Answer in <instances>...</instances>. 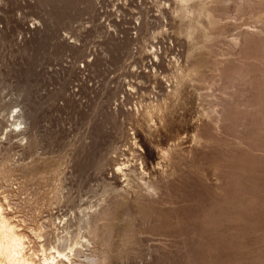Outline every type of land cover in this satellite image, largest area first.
<instances>
[{"label": "rangeland", "instance_id": "obj_1", "mask_svg": "<svg viewBox=\"0 0 264 264\" xmlns=\"http://www.w3.org/2000/svg\"><path fill=\"white\" fill-rule=\"evenodd\" d=\"M171 6L0 0V153L15 168L0 192L11 193L28 225L91 202L110 207L111 218L99 220L111 225L110 245L98 244L106 264H264V37L228 45L248 29L264 31V2L231 8L225 35L209 41L224 71L207 68L205 79L183 83L176 62L189 70L209 53L202 36L180 33ZM26 102L35 150L12 127ZM37 159L38 176L17 167Z\"/></svg>", "mask_w": 264, "mask_h": 264}, {"label": "bare ground", "instance_id": "obj_2", "mask_svg": "<svg viewBox=\"0 0 264 264\" xmlns=\"http://www.w3.org/2000/svg\"><path fill=\"white\" fill-rule=\"evenodd\" d=\"M174 2L177 5L176 8L172 7V3V6L170 8H173V14L176 17L180 18V33H185L191 39H195L197 35L202 36L204 42L203 48H207L209 53V57L207 56L199 59L196 66L189 70H184L181 66L182 64L180 65L181 62L177 61L179 58H176V64H178L179 70L177 73V78L179 83H183V81H185L186 79L197 76L205 79L207 68L211 69L210 71L215 76L221 74L225 70L226 60L215 57V49L211 44H209V41H213L218 37H222L225 35L227 27L224 28L225 25L223 24V19L226 18V14L230 12L231 8L237 14L252 9L255 5L263 3L264 0H174ZM162 11L163 10H161V12ZM163 14L165 15L166 13L164 12ZM205 20H208V25L205 24L207 23L205 22ZM219 27L221 30L219 29L220 31H217L216 29ZM163 31L164 28L162 30L156 31L154 33L155 38L159 33H163ZM259 34H263L264 37V31L248 29L242 33H239L229 40V49L235 50L242 43L243 38H251ZM153 50L155 58H160V52L157 46H154ZM212 56H214L215 58ZM176 90H178V87ZM27 95L28 90L26 89L20 94V96H24L25 98L27 97ZM16 103L18 104V102ZM26 106L27 102L25 106L20 109L19 113H13L14 115L12 114L14 120L12 122L14 126L12 125V127H15L16 125V127L19 128L18 131H20L22 138L27 140L26 145L31 150H35L39 145V141L34 136L35 131L33 132V126H35L32 121L34 120L33 114L32 112H30V109H27L28 107ZM152 110L153 109L147 111L148 118H150L154 113ZM3 121V119H0V126ZM15 130L16 129L7 131L5 135L8 137ZM3 132L4 131H2V133ZM1 143L2 142H0V144ZM2 157L3 156H1L0 153V181L8 179H10L11 181L12 178L10 177L13 176L12 173L15 171V168L9 165V163L5 161V159H3L4 157ZM41 165L42 164H40V160L37 159L31 163H20L17 167H19L20 170L24 171L27 177H35L43 172ZM142 168L144 167L142 166ZM122 169V167H119V170ZM54 171L56 173L59 171V169L56 167ZM5 185H3L2 183L1 187ZM9 185L12 184L10 183ZM154 185L156 186V184ZM154 185L149 184L147 190L149 192L156 190V187ZM65 188L66 185L64 184L63 179H59L58 183L54 186L53 189V196L57 198L58 201H61L62 197L65 196ZM10 194L11 193L7 190L0 192V264H106L110 256L108 255V251L106 249L101 250L98 247V244L106 246L110 245L111 225L100 224L99 220H109L111 218V215L113 213H111L110 207L108 208L106 205L103 206L101 204V201L91 202L90 204L88 203L85 207L80 206V212H75L74 216L70 214L71 216L66 219H63L64 217L61 218L60 216H51L52 218L48 223L45 222L37 225H28L30 224V222L27 224V218L22 219L18 216L20 214H16L17 216L15 215L17 210L15 208L16 206L14 207V202L11 201L12 196L10 197ZM32 200L33 199H31V204H33ZM20 205L24 208L22 204ZM17 208H19V206ZM57 219H59L58 222ZM53 226L56 227V230L62 231L56 232V230H54L53 228L51 229V227Z\"/></svg>", "mask_w": 264, "mask_h": 264}]
</instances>
